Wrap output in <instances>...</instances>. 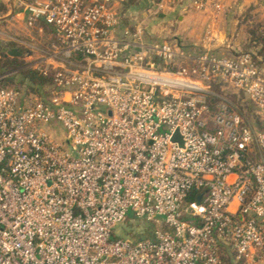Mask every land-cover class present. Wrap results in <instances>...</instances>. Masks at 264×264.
<instances>
[{
  "label": "built area",
  "instance_id": "obj_1",
  "mask_svg": "<svg viewBox=\"0 0 264 264\" xmlns=\"http://www.w3.org/2000/svg\"><path fill=\"white\" fill-rule=\"evenodd\" d=\"M118 1L24 6L29 26L54 29L59 66L47 99L0 88V264H222L220 244L264 264V130L210 92L244 94L264 122V69L145 45L142 23L119 37ZM129 215L158 227L150 239L113 237Z\"/></svg>",
  "mask_w": 264,
  "mask_h": 264
},
{
  "label": "rangeland",
  "instance_id": "obj_2",
  "mask_svg": "<svg viewBox=\"0 0 264 264\" xmlns=\"http://www.w3.org/2000/svg\"><path fill=\"white\" fill-rule=\"evenodd\" d=\"M191 0V6H192ZM156 0H137L131 7H123L117 5L116 10L121 16L122 21L117 29V34L122 36L125 32L134 34L139 23H142L143 35L141 42L145 45H160L164 42L171 45H178L180 50L187 54V56L194 57L200 52L209 51L220 57H231L242 52L249 51L247 43V29L246 34L244 25H242V31L238 30L237 34L233 36V0H224V8L220 12L214 11V9L206 12H196L194 9H190L189 19L191 20V30L195 32L187 37L186 33H181L180 22L177 19V15L182 12L177 10L170 22L168 20L162 21L156 13ZM228 4V5H225ZM208 7L207 9H209ZM206 10V9H205ZM204 10V11H205ZM242 17V15L240 16ZM260 18H256L258 20ZM195 23V24H194ZM253 24H261L264 26V19L261 22H253ZM168 29H172V33L167 32ZM249 27V26H248ZM244 33V34H242ZM0 36V54L8 52L11 49H15L20 53V62H22L27 68L35 69L39 67L47 66L44 61L40 62V58L48 57L50 45L52 40L46 37L30 39L25 43H17L14 41L4 40ZM194 42H199V45L194 46ZM235 45V47H234ZM10 57V56H9ZM60 60H63L60 58ZM257 64L261 69H264V62L256 59ZM184 61L177 60L176 64L180 65ZM189 63V62H186ZM157 70L163 71L164 66L159 61L157 62ZM190 65V63L188 64ZM178 66H175V68ZM48 76L51 77L55 71L52 65H48ZM174 69V68H172ZM0 85L19 91L21 94L30 96L32 95L26 82H23L22 76L19 70L9 71L7 73L0 72ZM53 86L51 82L47 86L41 89V95L44 99L49 98ZM210 92L220 98L227 101L232 109L238 112L245 123L258 133L264 129V123L258 116L255 106L250 100L242 93L235 92L226 86H212ZM35 96V95H33ZM37 97V96H36ZM48 133L59 134L64 136V131L60 125L53 127V130L48 129ZM253 159L258 160L260 158L256 144L253 146ZM158 227L153 223L142 221L139 223L136 219L132 218V215L128 216V220L124 224L118 225L113 230V237L129 239L132 242L144 240L141 238V233L146 230L152 232ZM233 254L230 255L232 258Z\"/></svg>",
  "mask_w": 264,
  "mask_h": 264
},
{
  "label": "crops",
  "instance_id": "obj_3",
  "mask_svg": "<svg viewBox=\"0 0 264 264\" xmlns=\"http://www.w3.org/2000/svg\"><path fill=\"white\" fill-rule=\"evenodd\" d=\"M34 0H0V36L1 38L9 41H14L17 43H25L30 39L34 38H49L52 40L50 45L49 56L51 51V46L56 44L55 31L54 29L47 25L43 20H38L32 26L27 24L26 13L24 11L25 4H28ZM87 1V0H83ZM223 3L224 0H223ZM117 5H122L123 0H119ZM157 5V4H156ZM155 5V6H156ZM228 5V4H225ZM190 9H193L191 6V0H169L168 3L165 4L162 11H160L157 15L162 20H168L173 16V14L179 10L182 13L178 14L176 17L180 22V28L182 29L181 33H186L187 37H190L196 29L191 30L189 19ZM213 9L210 7L205 11H196V12H206L208 10ZM194 10V9H193ZM242 15V17H240ZM256 18H260L256 20ZM264 19V0H233V36L238 32V30L242 31V25H244L246 34V29L253 22H261ZM195 24V23H194ZM240 28V29H239ZM172 29H168L167 32L172 33ZM242 33V34H244ZM194 46L199 45V42H194ZM235 47V45H234ZM7 53V52H6ZM6 56V54H5ZM20 57V56H19ZM47 60L45 65H53V67L59 66V62L52 61L48 57L40 58V62ZM235 254V253H234ZM237 260L234 257L233 263ZM246 264H263L258 258H255L253 261L246 262Z\"/></svg>",
  "mask_w": 264,
  "mask_h": 264
},
{
  "label": "trees",
  "instance_id": "obj_4",
  "mask_svg": "<svg viewBox=\"0 0 264 264\" xmlns=\"http://www.w3.org/2000/svg\"><path fill=\"white\" fill-rule=\"evenodd\" d=\"M135 2H137V0H123V4L126 8L133 6ZM158 2L159 0H156L155 5ZM247 43H248L249 51L242 53L249 54L256 64H257L256 59L262 60L264 62V26L263 25L253 24V23L249 25L247 29ZM20 60H21L20 57L5 56V53L0 54V72L4 74L9 71L19 70L23 82H26L27 85L29 86L28 88L29 92L32 95H35L39 98H43L41 95V89L47 86L49 82H52L51 77L45 76L43 73L39 72L36 69L27 68L22 62H20ZM0 88H7V87L0 85ZM213 101L215 102L216 99L214 98ZM195 199H196L195 196H190L188 198V201H193ZM141 234H142L141 238H143L144 240L151 238L150 230H146ZM218 249H219L218 250L219 257L222 261V264H246L244 260H237L235 263H233L235 254L228 245L220 244ZM231 254H233L232 258L230 257Z\"/></svg>",
  "mask_w": 264,
  "mask_h": 264
},
{
  "label": "water",
  "instance_id": "obj_5",
  "mask_svg": "<svg viewBox=\"0 0 264 264\" xmlns=\"http://www.w3.org/2000/svg\"><path fill=\"white\" fill-rule=\"evenodd\" d=\"M6 56H10V57H19L20 56V53L15 50V49H11L9 50L7 53H6ZM178 135L177 133L175 134L173 140L177 139ZM198 202L200 201V198L197 200Z\"/></svg>",
  "mask_w": 264,
  "mask_h": 264
}]
</instances>
